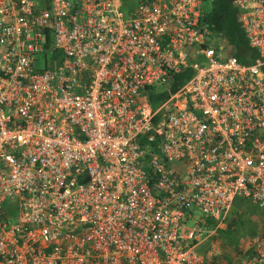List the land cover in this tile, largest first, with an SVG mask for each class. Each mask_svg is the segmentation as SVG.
I'll return each mask as SVG.
<instances>
[{
    "label": "built area",
    "instance_id": "1",
    "mask_svg": "<svg viewBox=\"0 0 264 264\" xmlns=\"http://www.w3.org/2000/svg\"><path fill=\"white\" fill-rule=\"evenodd\" d=\"M121 1L0 0V264H212L235 199L264 208V0H233L250 65L203 0Z\"/></svg>",
    "mask_w": 264,
    "mask_h": 264
},
{
    "label": "trees",
    "instance_id": "2",
    "mask_svg": "<svg viewBox=\"0 0 264 264\" xmlns=\"http://www.w3.org/2000/svg\"><path fill=\"white\" fill-rule=\"evenodd\" d=\"M205 2H210L212 4L210 10H205L203 8V22L206 24V33L213 38V42L211 44L213 49L216 52H219L220 46H225L230 55L234 56L240 63L244 65L253 64L259 55L258 52L251 48L248 44L243 25L240 21V12L233 5V0H203V4ZM52 54H54V57L58 56L55 51L45 52L46 57L51 56ZM262 72L264 79V67L262 68ZM192 73L193 69L187 66L182 68L179 72L172 74L166 83L172 91H176L191 77ZM145 92L149 96V100L152 105L157 104L166 96L164 85L150 87ZM236 224L237 218L233 215L228 219L225 230H227V228L229 230H233ZM259 229L260 230L255 232L253 238H256L264 233V220L261 228ZM225 230H218L214 239H220ZM221 243L223 247H230L233 249V253H229L227 251L229 258L237 260V257L240 254L244 257H250L253 254V246L244 249L243 244H241L242 242H237L234 246L224 240L221 241ZM231 244H233V242ZM219 257L220 256H214L211 260H207L206 263L211 262L212 264H226ZM221 257H223V255Z\"/></svg>",
    "mask_w": 264,
    "mask_h": 264
},
{
    "label": "rangeland",
    "instance_id": "3",
    "mask_svg": "<svg viewBox=\"0 0 264 264\" xmlns=\"http://www.w3.org/2000/svg\"><path fill=\"white\" fill-rule=\"evenodd\" d=\"M129 1L133 2L134 0ZM121 2L123 3L124 1L122 0ZM211 7L212 4L210 2H205L203 4V8L205 10H210ZM121 9L126 12L127 6L124 5ZM50 57L51 56H48V58ZM233 215L237 218V224L233 230H229L228 228L225 230L226 228L224 226L223 228H225V231L220 239H214L212 245L210 243H205L203 246L199 247V249L204 248L207 250H211V248L214 247L212 254L220 256L219 258L226 264H232L233 262L242 260L244 256L242 254L238 255L237 260L229 258L227 251L229 253H233V249L230 247H223L221 241L224 240L232 246L236 245L237 242H242L241 244H243L244 249L248 248L252 242L255 232L260 230L259 228L262 226L264 220V208L253 205L248 200L236 198L226 221H228V219ZM232 242L233 244H231ZM222 255L223 257H221Z\"/></svg>",
    "mask_w": 264,
    "mask_h": 264
}]
</instances>
